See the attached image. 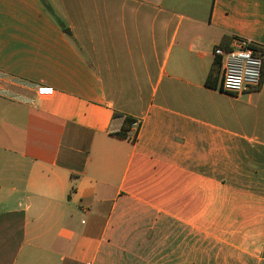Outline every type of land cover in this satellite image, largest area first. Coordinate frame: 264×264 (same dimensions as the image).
Segmentation results:
<instances>
[{
  "label": "crops",
  "instance_id": "obj_1",
  "mask_svg": "<svg viewBox=\"0 0 264 264\" xmlns=\"http://www.w3.org/2000/svg\"><path fill=\"white\" fill-rule=\"evenodd\" d=\"M240 38L264 58V0H0V264H264Z\"/></svg>",
  "mask_w": 264,
  "mask_h": 264
},
{
  "label": "built area",
  "instance_id": "obj_2",
  "mask_svg": "<svg viewBox=\"0 0 264 264\" xmlns=\"http://www.w3.org/2000/svg\"><path fill=\"white\" fill-rule=\"evenodd\" d=\"M214 55L219 58L222 70V90L230 95L260 87L263 79L264 58L256 45L240 38L229 49L216 48ZM39 95H51L53 89L40 86ZM132 128L139 130L140 122L134 121Z\"/></svg>",
  "mask_w": 264,
  "mask_h": 264
},
{
  "label": "trees",
  "instance_id": "obj_3",
  "mask_svg": "<svg viewBox=\"0 0 264 264\" xmlns=\"http://www.w3.org/2000/svg\"><path fill=\"white\" fill-rule=\"evenodd\" d=\"M263 75H264V70H263ZM134 122V120L133 119H130V118H127L126 120H125V128L123 129V131L122 132H119L118 133V136L119 137H121V138H127L128 137V134H127V131L129 130H131V128H132V123Z\"/></svg>",
  "mask_w": 264,
  "mask_h": 264
}]
</instances>
